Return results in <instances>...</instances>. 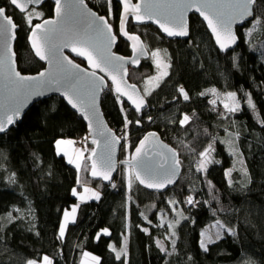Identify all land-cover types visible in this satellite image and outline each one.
<instances>
[{
    "label": "trees",
    "instance_id": "1",
    "mask_svg": "<svg viewBox=\"0 0 264 264\" xmlns=\"http://www.w3.org/2000/svg\"><path fill=\"white\" fill-rule=\"evenodd\" d=\"M106 1L92 0V9L106 16L118 35L120 6L112 0L110 14ZM0 7L19 26L18 69L24 74L38 73L44 65L30 51L25 13L15 10L9 0H0ZM37 10L43 13L40 18L51 17L53 4L47 1ZM256 11L260 12L259 7ZM252 21L238 28L239 45L226 53L216 49L196 15L190 16L188 40H168L153 26H134L129 21L128 31L138 33L148 50L166 52L168 75L144 96L148 106L140 114L111 87L103 93L101 107L123 143L124 134L129 135L131 150L146 132L154 130L178 152L182 173L164 193L149 192L135 180L129 188L125 166L110 185L91 180L88 157L93 145L86 139L85 124L58 97L35 103L19 124L0 135V264H26L43 256L52 258L53 264H83L85 253L98 257L99 264H124L125 257L118 260L116 252L125 245L127 264H264V23L254 27ZM115 51L131 53L119 36ZM153 73L150 59L143 60L139 68L129 70V80L141 90L145 77ZM181 87L188 100L178 91ZM209 89L236 93L238 110L227 113L217 102L210 103L214 98L207 93ZM249 98L254 110L248 106ZM184 115L191 120L181 127ZM230 134L233 140L229 142L239 149L247 175L228 149ZM80 138L88 145L82 171L56 150L57 140ZM209 143L218 163L197 172L199 153ZM125 150L121 149V159H126ZM84 183L98 187L99 199L82 203L76 221L59 239L63 214L76 202L72 190ZM188 196L194 204L186 202ZM173 199L176 203L169 205ZM217 220L234 229V234H224L204 251L201 233ZM103 229L109 234L104 235ZM156 238L164 241L166 251L160 250Z\"/></svg>",
    "mask_w": 264,
    "mask_h": 264
},
{
    "label": "water",
    "instance_id": "2",
    "mask_svg": "<svg viewBox=\"0 0 264 264\" xmlns=\"http://www.w3.org/2000/svg\"><path fill=\"white\" fill-rule=\"evenodd\" d=\"M47 1H50L53 4V14L51 17L37 21L36 23L42 24L44 20L56 21L55 25L49 26L53 28L54 31L50 34V40L47 46L53 48L55 58L50 57L49 59L41 60L39 56L35 54V50L33 49L32 43L29 39L31 32L29 31L27 35V42L31 53L44 65V68L38 73L24 74L18 69L15 42L17 38L16 32L18 31L19 26L14 32L15 39L11 38L12 33H8L5 36H0V56L7 58L4 69L0 70V123H6V117L11 115V108L15 103L14 97L17 86L14 83V77L9 76V70L13 66L15 71L19 72L21 76L36 77L37 81L40 79H49L51 76L55 80L59 81V84L52 83L42 90L36 89V91H42V94L40 95H28L23 102V106L20 107L19 117H13L14 123L7 125L6 130L4 132H0V135L8 132L11 128L19 124L22 121L25 113L35 103L53 96L58 97L62 99L64 103L83 120L86 127V139L93 145L89 154L91 159H89L88 163V176L91 180L100 181L104 185H110L114 181L122 166L130 167L132 169L134 178L135 171L141 172V175L144 174L139 167L133 171L132 165L128 163L131 161L133 155H136V148L141 146L142 140H144L143 149L147 153L146 155L141 154L142 159L146 164L154 166L158 172L160 171L161 165L167 169L169 164L172 163L170 159L172 152H175L176 154L175 159L179 160L178 152L170 144L162 139L159 132L154 130L146 132L141 137V139L132 149L129 158L121 159L120 152L123 146L122 138L108 124L102 110L101 98L103 93L109 87H111L113 92L132 111L137 114L142 113L147 109L148 106L147 100L138 85L130 82L129 70L139 68L143 60L150 58V52L146 47L144 40L138 33L128 31L127 25L129 21H131L134 26H153L163 35V37L168 40H188L190 36V16L196 15L205 25L206 30L211 36L216 49L221 53H226L235 49L239 45L240 39L237 32L238 28H243L254 18L253 16L243 21L233 23L231 25V30L236 36V42L231 44L230 40L226 41L231 46L225 50H221L220 46L216 42V37L213 35L212 30L208 27L207 21H205L203 16H201L200 13L196 11L195 7L187 9V11L184 13V21L188 26L187 36L170 37L160 28L159 23H154L152 19L145 17L143 22H137L136 19L131 15L127 17L124 23V31L128 33L126 36L121 33V13L123 12V5L119 3V0H116L120 6L118 35L114 33L113 26L110 24L108 18L106 16L100 15L98 12L92 9L85 0H83V4H79L77 0H62V3H67L70 5V7L67 14L61 17H57L55 14V0H43V3L40 5H28L27 11H29L31 8H40ZM19 2L23 4L24 0H19ZM131 3L133 5L140 3L143 9L145 3L164 5L173 3V0H131ZM11 6L19 13H22L15 6ZM152 10L158 13V15L154 16V19L160 22H165L170 26L179 19L173 9L160 7L153 8ZM205 11L209 10L205 9ZM209 15H211V12H209ZM99 17H103L104 20H100ZM105 21H107V24L111 27L110 33L104 27ZM89 25H92V27H89ZM97 26L104 29L103 33H99L94 30ZM113 36L115 37V41L111 42V37ZM118 36L128 44L131 52L130 55H123L115 51L118 43ZM129 37L133 38L130 39ZM134 46L137 49L136 52L133 50ZM9 47L11 49L10 52L8 51ZM73 48H76L77 51L83 52L84 55H77V52L73 51ZM46 55H48L47 52ZM89 56L92 59L91 64L87 58ZM76 60H80L83 65L77 63ZM133 60L137 61V63H133ZM68 61H71L72 64H68ZM73 65H78L79 68H74ZM94 65H99V67ZM64 68L70 69V75H66V73L63 71ZM101 69H103V71ZM42 72L45 73L43 78H41L39 75ZM92 73L95 75H92ZM113 78H115V82ZM28 83L35 84L36 82L29 81ZM117 87H119L120 92H117ZM70 88H74L75 91L69 90ZM65 92H67V95L72 96L74 102L77 103L78 108H73L72 105L68 103V100L65 98ZM121 93H124V95H121ZM129 96L132 97V100L128 99ZM141 99L144 101V106L139 112H137L136 106L132 103V101L135 100L137 103H139ZM81 100H83V103H81ZM85 115L88 116V119H85ZM145 137L148 139L145 140ZM94 140L96 141L95 143H93ZM166 160L169 161V163H166ZM93 161L96 162L97 172L101 174H103L106 170L105 163H111L112 168L110 171V180H104L102 175H98L96 177L92 176L91 173ZM181 173L182 166L180 164L179 168L176 170V175L172 177L173 183L168 184L165 188L159 191L152 188H146L138 180L135 179V181L143 189L149 192L164 193L177 183ZM158 178L162 177L158 176Z\"/></svg>",
    "mask_w": 264,
    "mask_h": 264
},
{
    "label": "snow or ice",
    "instance_id": "3",
    "mask_svg": "<svg viewBox=\"0 0 264 264\" xmlns=\"http://www.w3.org/2000/svg\"><path fill=\"white\" fill-rule=\"evenodd\" d=\"M79 4H83V0H77ZM9 3L13 6H15L17 9H19L22 13H25L27 11L28 5H40L43 3V0H24V3L21 4L19 0H9ZM109 3V13L112 12V0H108ZM119 3L123 5V12L121 13V33L123 35H128L127 32L124 31V23L129 15L133 16L137 22H143L144 18L147 17L148 19H152L154 23H159L160 28L170 37L172 36H187L188 35V26L187 23L184 21V13L189 8L195 7L196 11L200 13L201 16H203L204 20L207 21L208 27L212 30L213 35L216 37V42L220 46L221 50H225L231 45L227 43L226 41H231V44H234L236 42V36L231 30V25L236 22L243 21L249 17L255 16V19L252 21L253 26L260 25L264 23V0H173V3L164 4V5H153L150 3H145L143 6V9L141 7L140 3L132 4L131 0H119ZM70 5L67 3H62V0H55V14L57 17H61L67 14L68 9ZM170 8L173 9L176 13V15L179 17L178 20L173 25H169L165 22H160L156 19H154V16L158 15V13L154 12L153 8ZM259 7L260 12L257 13L256 9ZM205 9H208L209 11H205ZM35 11V10H33ZM209 12H211V15H209ZM43 15L42 12H35V18L39 19ZM94 15V14H93ZM25 22L30 27L31 35L29 36V39L32 43V47L35 50V54L39 56L41 60L49 59L50 57L55 58V53L53 51L52 47H47L50 40V34L54 31L53 28L49 27L50 25H55L56 21L54 20H44L43 23H36L33 24V15L31 12L27 13L24 17ZM100 20H104L103 17H99ZM167 19V18H165ZM18 27V25L14 22L13 18L11 16H8L6 14V10L4 7H0V36H5L8 33H12L11 38L15 39V29ZM89 27H92V25H89ZM104 27L107 29V31L111 32V27L107 24V21L104 22ZM95 31L99 33H103L104 29L99 28L98 26L94 29ZM249 34H251L252 29H249ZM130 39L133 37H129ZM138 39V38H137ZM115 41V37H111V42ZM67 46V45H65ZM134 52L137 51L136 47L133 48ZM8 51L10 52V47L8 48ZM73 51L77 52V55H84L83 52L77 51L76 48H73ZM46 52L48 55H46ZM159 55V50L152 53V57L154 60V63H156L157 69L161 68V65L164 66V68H167L168 65L163 61L160 60V62H156V58ZM89 59V63H92L91 57H87ZM6 57L0 56V70H3L5 67ZM66 59V58H65ZM122 59V58H121ZM51 62V60H50ZM133 63H137V61L133 60ZM68 64H72L71 61H68ZM14 65V61H13ZM96 67H99V65H94ZM74 68H79L78 65H73ZM103 71V69H101ZM63 71L66 73V75H70V69L64 68ZM41 78L45 76V73L39 74ZM92 75H95L92 73ZM167 71H163L159 74V77H151L150 80H156V79H162L163 76H167ZM9 76L14 77V83L16 84V93H15V103L14 106L11 108V115H8L6 117V123H0V132H4L6 130L7 125L13 124L14 120L13 117H19L20 114V107L23 106L24 100L27 98L30 94H36L40 95L42 94V91H36V89H44L48 87L52 83L59 84V81L55 80L51 76L49 79H40L37 81L36 77H27V76H21L19 72L15 71L14 66L9 70ZM115 82V78H113ZM29 81L36 82L35 84L28 83ZM157 86H159L157 84ZM134 88V86H133ZM69 90L75 91L74 88H70ZM178 91L183 96L184 100L189 99V95L184 91V89L181 87L178 89ZM208 91L215 94V89H209ZM117 92H120L119 87H117ZM65 98L68 100V103L72 105L73 108H78V105L76 102H74L72 96L67 95V92L64 93ZM78 94V93H77ZM206 93H201V95H205ZM121 95H124V93H121ZM145 95H148V92H145ZM228 97L232 98L233 101H235L236 93L229 92L226 94ZM129 100H132V97H128ZM81 103H83V100H81ZM133 104L136 106L137 112L141 110V108L144 106V101L141 99L139 103H137L135 100L132 101ZM210 103L215 104V100L210 101ZM248 106L249 108L255 109V105L252 103L251 98L248 99ZM224 108L229 112H235L238 110L239 105L234 104V106L229 107L228 104L224 105ZM85 119H88V116L85 115ZM151 119V117H149ZM191 120V117L188 115H184L183 118L179 121L180 126L184 127L189 121ZM126 126H127V118H125ZM138 124L139 121H136ZM206 131V130H205ZM154 135V134H151ZM148 138L145 137V140ZM96 141L94 140L93 143ZM64 143H72V141H62L57 140L56 144L57 147L59 145ZM144 140L141 141V146H138L136 148V155H133L131 161L128 163L132 165L133 171L137 167H139L143 171V175H141V172L135 171V179L138 180L141 184H143L146 188H152L157 191L165 188L168 184L173 183L172 177L176 175V170L180 166L179 160L175 159V152H172L171 161L172 163L169 164V167L167 169L164 168L163 165L160 166V171L151 165L146 164L143 159L142 155H146V151L143 149ZM171 151V150H169ZM214 151V147L212 143H209L208 146L199 153L200 160L198 161L196 165V171L197 172H204L207 171L206 165L218 161H214L211 158V153ZM236 149H233V153L235 154ZM88 159H91V157H88ZM166 163H169V161H165ZM68 163H73V160L69 159ZM76 167L79 171L80 165L79 163L76 164ZM112 165L110 162L105 163V172L103 174L98 173L96 170V162L93 161L92 164V176L96 177L98 175H102V178L104 180H110V171H111ZM245 175H247V169L244 170ZM226 176L230 175V171H226ZM158 176H161L162 178H158ZM14 182V181H13ZM79 183V179H78ZM210 183V182H209ZM115 187V185H113ZM129 188H131V181H129ZM85 191H89V189L85 188ZM72 195L76 196L77 191L75 188L72 190ZM93 198L99 199V195L97 193H93ZM186 202L188 204H194L193 198L191 196H188L186 198ZM169 205H173L176 203V201L169 200ZM73 213L76 211V208L73 207L72 209ZM68 212L65 211L64 216L67 218ZM182 216V214H180ZM186 219V217H182ZM9 222L13 219L11 214H9ZM175 223H179V221H176ZM67 221L65 220L60 224L59 227V239H63L65 234ZM214 227H219L220 229H224L225 231L229 232L230 234H234V229L231 228H225V225H223L219 220L216 221V225ZM173 229V224L169 223V230ZM143 231L147 232V229H142ZM103 234L108 235V230L103 229ZM171 234L174 236L175 232L174 230L171 231ZM202 239L200 241V247L204 251H208V244L214 243L215 240L212 238V236L207 235L206 233H201ZM100 238V233H97V239ZM215 239H220V233L217 232L215 234ZM175 242L173 241V244ZM157 246L160 247V250L162 252L166 251V249L160 244L159 241H157ZM110 248L115 251L112 245H109ZM87 256L88 254L85 253ZM125 257L124 264H127V251H126V245L124 248H122L120 251L116 252V258L119 260L121 259V256ZM94 260L97 261V264H99V259L97 257H93ZM26 264H37V261L35 260H28ZM42 264H52V260L44 256L42 258ZM251 264V262H250Z\"/></svg>",
    "mask_w": 264,
    "mask_h": 264
},
{
    "label": "rangeland",
    "instance_id": "4",
    "mask_svg": "<svg viewBox=\"0 0 264 264\" xmlns=\"http://www.w3.org/2000/svg\"><path fill=\"white\" fill-rule=\"evenodd\" d=\"M106 3H107L108 11H109L108 0L106 1ZM33 10H35V11H33ZM29 12L32 13L33 20H35V19H37V18H35V12H41V11L37 10V8H31L29 11H27L25 13V15L27 13H29ZM157 50H159V55L156 58V62L158 63V62H160V60H163L169 67V64H168V61H167V54H166V52L164 50L156 49V48H153V49L149 50V52H150V58L149 59H150L152 65L154 67V73L152 75H149L148 77H145V79L143 80V83L141 84V91H142L144 96H147V95H145L146 91L148 92V95H149L154 89H156L158 87L157 84L159 85L162 82V80L164 79L165 76H163L162 79L158 78L156 80H150V78L151 77H159V74L162 73L163 71H167L168 72V67L164 68L163 65H161L160 69H157L156 63H154V60H153V57H152V53L156 52ZM215 90H216L215 94H213L212 92H210L208 90H207V93L211 94L213 96L215 102H217L218 104L222 105L223 107H224L225 104H228L229 107L234 106V104H238L239 105L236 97H235V101H233L232 98H230V97H228L226 95L230 91L221 92V91H219L217 89H215ZM227 113H231V112L227 111ZM227 135L228 134L221 136L220 140L223 141V139ZM124 136H125V141L123 143L122 148L124 147V149H126L125 150V155H127L126 156V159H127V158L130 157V153H131L132 150L128 147L129 146V140H130L129 135L127 133H125ZM232 136L233 135L230 134L228 142H226V143H229L228 149H229L230 152L233 153V149H236L235 154H233V156L236 158L237 166L243 171L244 170V165H243L242 155L240 154L239 149L237 147H235L232 143H230L233 140ZM62 141H71V140L66 139V140H62ZM56 149H57V153L60 154V155H63L67 160H69L71 158V156L73 155L74 163L75 164L79 163V165H80L81 169L79 168V170L82 171L85 168L84 159H85L86 153L88 151V145H87L85 140H83L81 138L78 139V140H72V143H64V144L59 145V147H57V145H56ZM120 156H121V153H120ZM211 158L213 159V153H211ZM200 159L201 158H199L198 161ZM208 165L209 164H207L206 166H208ZM123 174H124V176L126 178V182L128 184H129V181H131V182L133 181L134 182L135 178H134L132 169L130 167L125 166V168L123 169ZM85 188L89 189V191L86 192ZM76 191H77V195L75 196L76 197V202L74 204H72L70 209L66 210L68 212V214H69L67 216V218L63 214V217H62V220H61V223L64 222L65 220L67 221L64 237L66 235L67 227L69 226V224L75 222L76 219H77L79 206L82 203H84V202H88V201L94 200L95 198H93V193H97L98 194V187H96L94 185H91L89 183H84V184L81 185V188L79 190H76ZM73 207L76 208V211L74 213L72 211ZM177 215H179V213H177ZM178 219H181V217L179 216ZM214 225H216V221H212V222L208 223L204 227L203 232L206 233L207 235L212 236V238L215 241H217V239H215V234L217 232L220 233V239L224 236V234L229 233V232L225 231L224 229H220L219 227H214ZM225 228H227V227H225ZM201 239H202V236H201ZM157 241H159L160 244L166 249V246H165V243H164L163 240L156 238V244H157ZM47 257H49V256H47ZM93 257H96V256H93L92 254L88 253L87 258H84L82 260L83 264H92L94 262L96 263V260H94ZM50 259L52 260V264H53V262H54L53 259L52 258H50ZM37 264H42V259L40 261H37Z\"/></svg>",
    "mask_w": 264,
    "mask_h": 264
},
{
    "label": "built area",
    "instance_id": "5",
    "mask_svg": "<svg viewBox=\"0 0 264 264\" xmlns=\"http://www.w3.org/2000/svg\"><path fill=\"white\" fill-rule=\"evenodd\" d=\"M86 1V3L92 8V6H93V2H92V0H85ZM86 141V140H85Z\"/></svg>",
    "mask_w": 264,
    "mask_h": 264
},
{
    "label": "flooded vegetation",
    "instance_id": "6",
    "mask_svg": "<svg viewBox=\"0 0 264 264\" xmlns=\"http://www.w3.org/2000/svg\"><path fill=\"white\" fill-rule=\"evenodd\" d=\"M43 19H44V18H43ZM43 19L41 18V19H39V21H40V20H43ZM76 62L79 63V64H81V65H83V63H82L80 60H76Z\"/></svg>",
    "mask_w": 264,
    "mask_h": 264
},
{
    "label": "crops",
    "instance_id": "7",
    "mask_svg": "<svg viewBox=\"0 0 264 264\" xmlns=\"http://www.w3.org/2000/svg\"><path fill=\"white\" fill-rule=\"evenodd\" d=\"M57 145V144H56ZM57 150V149H56ZM71 160H73V158H70ZM74 162V161H73Z\"/></svg>",
    "mask_w": 264,
    "mask_h": 264
}]
</instances>
